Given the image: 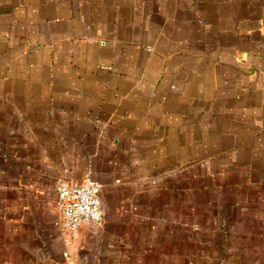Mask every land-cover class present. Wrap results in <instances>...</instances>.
<instances>
[{
  "label": "crops",
  "instance_id": "crops-1",
  "mask_svg": "<svg viewBox=\"0 0 264 264\" xmlns=\"http://www.w3.org/2000/svg\"><path fill=\"white\" fill-rule=\"evenodd\" d=\"M0 264H264V0H0Z\"/></svg>",
  "mask_w": 264,
  "mask_h": 264
},
{
  "label": "built area",
  "instance_id": "built-area-1",
  "mask_svg": "<svg viewBox=\"0 0 264 264\" xmlns=\"http://www.w3.org/2000/svg\"><path fill=\"white\" fill-rule=\"evenodd\" d=\"M59 211L57 229L73 236L82 224L99 225L103 221L100 185L87 177L81 183L56 180L53 186Z\"/></svg>",
  "mask_w": 264,
  "mask_h": 264
}]
</instances>
